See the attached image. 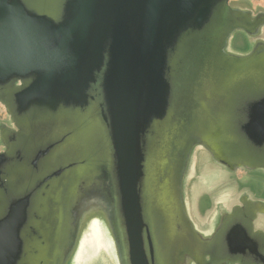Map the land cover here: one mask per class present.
Returning <instances> with one entry per match:
<instances>
[{
  "label": "water",
  "instance_id": "water-1",
  "mask_svg": "<svg viewBox=\"0 0 264 264\" xmlns=\"http://www.w3.org/2000/svg\"><path fill=\"white\" fill-rule=\"evenodd\" d=\"M0 107V264H264L254 0H0Z\"/></svg>",
  "mask_w": 264,
  "mask_h": 264
},
{
  "label": "rangeland",
  "instance_id": "rangeland-1",
  "mask_svg": "<svg viewBox=\"0 0 264 264\" xmlns=\"http://www.w3.org/2000/svg\"><path fill=\"white\" fill-rule=\"evenodd\" d=\"M256 4L264 7V1L262 2L261 0H254ZM4 112L3 109L0 107V118H3Z\"/></svg>",
  "mask_w": 264,
  "mask_h": 264
}]
</instances>
